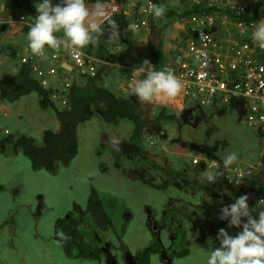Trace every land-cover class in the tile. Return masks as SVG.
<instances>
[{"label": "rangeland", "instance_id": "obj_1", "mask_svg": "<svg viewBox=\"0 0 264 264\" xmlns=\"http://www.w3.org/2000/svg\"><path fill=\"white\" fill-rule=\"evenodd\" d=\"M4 8L7 9L6 5ZM223 25L216 24L219 28H223ZM135 31L138 30L128 29L130 34H136ZM116 41L117 38L105 39L111 46L123 47L122 44H115ZM24 48V43L16 45L8 42L4 46V50L0 52V72L3 71L1 68H4L1 75L11 73L13 68L21 65ZM12 52L15 55H11ZM226 57L230 56L226 54ZM40 63L49 66L50 60L46 56ZM113 71L117 76V71ZM3 85H6L5 78L2 79V87L0 85V141L8 138L9 134H12L13 138L24 134L35 139L36 145L41 146L46 130L60 131V124L54 112L40 107L37 92L22 93V97L13 102L10 99L19 91L9 86L5 88ZM23 90L20 88V92ZM194 104L193 101H185L186 106ZM226 112L225 116L213 115L208 122L203 121L195 130L184 125V133L172 124L167 125L163 132L162 129L159 131L166 134L163 138L166 143L155 138L163 148L158 144L143 147L138 145L141 157L132 144L129 145V150L120 151L122 144L118 142L120 138H117L120 135V126L107 123L96 115L78 128L79 152L76 158L69 166H58L57 170L50 174L46 171H35L30 159L22 152L15 153L12 145L8 144L5 151L3 145H0V264H107L104 261L100 263L92 259H78L75 257L78 254L76 252L69 255L56 239L55 228L63 225L58 223L60 219L81 220L87 226L84 220L88 218L86 214L92 212L89 208L92 189L98 191L100 196L103 195L106 216L91 221V228L81 227L87 243L97 245L93 239L94 231L100 237H111L113 240L120 238L127 244L121 245L122 252H129L142 260L147 255V249L155 245L163 244L170 253L175 249L171 243L180 251L186 250L185 236L192 232L191 230L183 235V230L177 233L173 229L172 233L177 235L174 240H171V234L163 231L159 242L153 238L152 230L148 227V208L159 214L162 207L169 205V197L175 198L177 192L175 188L169 187L170 193L167 195L163 191L167 188L166 181L161 183L157 180L143 185V174L140 172L143 169L140 168L146 166L150 160L145 159L146 154L141 150L147 146L148 150L150 147H156L159 151L166 146L164 153L169 159L168 172L173 174L183 165L176 153L184 157L187 155V151L181 147L187 144L192 150V144H196L195 136L202 135L204 131H209L217 125L223 130V139L226 140L222 146L224 151H219L220 156L225 157L234 152L238 159L233 164L243 167L255 166L262 159L263 139L249 126L245 118L239 121V117L231 112V106L226 107ZM126 125H122L121 129L127 130L126 136L130 138L132 133L129 127L133 126ZM6 130H9L8 134ZM189 132L192 133L188 135ZM212 139L214 144L219 143L217 138L212 136ZM127 153L131 155V161H123ZM188 160L191 163L190 156L185 158V161ZM101 166L107 168L108 172H102ZM220 228L223 227H216L215 235ZM218 246L219 244L210 247L208 243L191 246L190 255L180 264H206L207 251ZM114 253L120 259L121 251ZM157 258L159 259L158 255ZM120 264L129 263L120 261ZM151 264H160V261L151 257Z\"/></svg>", "mask_w": 264, "mask_h": 264}, {"label": "clouds", "instance_id": "obj_2", "mask_svg": "<svg viewBox=\"0 0 264 264\" xmlns=\"http://www.w3.org/2000/svg\"><path fill=\"white\" fill-rule=\"evenodd\" d=\"M150 7L153 18L165 15V9L160 5L151 3ZM35 9L37 15L35 19H32L25 35V39L27 41V47L31 52L42 57V59L48 56V54L45 56L46 50L49 52L50 50L55 51L64 47L69 51H76L94 43L96 34L102 31V18L107 15L103 0H95L91 9L87 6V0H57L56 3H53V0H39V2L35 4ZM243 11L244 9L241 10V12ZM241 12H238L237 14L241 15ZM21 20L26 21L27 17L23 16L21 17ZM227 21V19L224 22L220 20L217 21V23L225 25ZM242 21L247 23L248 31L243 33L242 28L239 26L240 22H237L235 25L239 33L237 36L231 37L228 40L218 38L217 31L219 30V27L210 30L214 32L216 37L225 45V52L229 42L233 39L246 41H251V39H253L259 48L264 49V18L254 22H249L247 20ZM110 22L115 23L114 21ZM193 27L190 28L191 32ZM61 33L63 38H60L59 36ZM192 34L194 35V38L196 33L192 32ZM26 53L27 50L21 55V65L18 67V71L22 65H29L33 76L31 68L33 63H24L22 61L23 57L26 56ZM223 56L226 57V54H223ZM226 59L229 60V62L231 60L230 57H226ZM134 73H144L143 78L139 79L136 82L135 87L132 89V93L141 102H151L157 98L161 100L177 98L183 87L181 80L171 70L154 68L147 60H145ZM16 82L17 81L15 80L14 84H16ZM14 84L8 86L14 90L24 88V94L37 92L33 91L27 93L26 87L23 84L19 82L17 87H15ZM44 90L51 91L48 89ZM189 98L194 99L195 102L203 107H211L216 101H218L220 106L224 108V113L222 115L219 114L220 116L227 115V106H231V112L237 115V113L233 111L231 101H241L246 111L243 118L246 120L251 106V101L248 97L226 96L224 93L210 102H207L206 95L202 101L201 99L188 94L183 100H179V102L176 103V106H180L185 110V108H187L185 101ZM56 101L58 102V100ZM182 118L183 115H181V120H178L179 118H176L175 120L178 121L179 125L181 122L182 125H180V127L183 128L184 125L188 126L189 123L183 122ZM243 118L239 117V120H242ZM210 119L211 118H205L202 120L208 122ZM188 127L192 130L199 128L194 126ZM253 128L264 142V135L261 128L258 126ZM163 130L164 129H162V132ZM206 132L209 134L203 141H207L205 146H211L214 144L212 136L219 140V144L222 142L226 143V140L223 139V130L217 125H214L211 130ZM6 134H8V132ZM220 150L224 151V149ZM219 151L217 157L208 156L203 152L197 151L191 155V163H189L188 160V165L183 164L181 166V168H188V166H191L193 168L198 167L202 169V171H204V182H207L208 184L214 183L217 178L222 175L220 172L221 170H226L225 174L222 175L225 181L220 185L218 191L215 192L214 197L223 194L226 189H229L231 193L232 202L221 209V215L219 217L221 220L228 222H226L227 230H225V228H220L218 230L216 240L218 241L217 244H219V246L207 251L208 256L206 264H264V197L258 201L256 207L252 206L250 208L248 203L249 197L246 195L251 193L253 189H264V179L261 180L262 184L259 183V175L264 171V147L262 151V159H260L255 166L244 167L233 164V162L238 159L236 153H229L224 157L220 156ZM166 158L168 159V157ZM179 170L173 174L178 173ZM166 172H168V168L166 169ZM157 180L158 179H155L153 181ZM258 184H260V186ZM209 243H211V241H209ZM198 249L202 250L201 248Z\"/></svg>", "mask_w": 264, "mask_h": 264}, {"label": "crops", "instance_id": "obj_3", "mask_svg": "<svg viewBox=\"0 0 264 264\" xmlns=\"http://www.w3.org/2000/svg\"><path fill=\"white\" fill-rule=\"evenodd\" d=\"M149 1L151 0H103L104 4L117 3L124 7H129L132 13L129 21H131L132 19L146 20L147 26L139 29L138 31H135L136 34L128 33L127 28L123 31L121 29L119 32H115V30L120 29V27L119 24H116V21H114L113 19L112 21H114L115 23H111L109 21L102 25V31L98 33V36H96L97 40L95 41V43H91L85 46L90 47V54L94 55L96 58H101L100 56L102 55L107 56L105 59L102 58L103 60L98 58L101 61L98 70L99 75H101L102 77V85L105 88L113 91L119 97L128 98L129 100L133 101L143 112L144 120L150 122L148 128L146 129L147 134L144 137V144L140 145L142 147L144 145L148 146V144L156 145L157 141L155 140V138L157 137H155L153 134L160 129H164L167 125L172 124L166 122L163 119L155 122V119L166 109L163 105H176L179 100H183V98H185L186 96L182 97L183 90H181L180 95L177 98L171 100H161L157 98L151 102H141L132 93V89L128 87V79L132 75L133 71L140 67L145 60L149 61L150 64L160 62L162 63V65H166L172 63L174 57L177 54L184 52L187 48L188 42L193 38L194 35L192 34L190 28L195 24L193 19L196 18L194 16H184V18L180 16L182 12L186 13L187 11H191L194 9L193 0H160L164 3L162 4L163 8L165 9V15L158 18H153L151 13H142V9L147 6ZM194 1L198 3L200 0ZM38 2L39 0H0V52L4 50V46L9 42L10 44L16 45L24 43L25 50L23 53H25L28 48L25 35L32 22V19H35L37 15L35 4ZM56 2L57 0H53V3ZM94 2L95 0H88L87 6L91 9ZM225 2H235L238 3V6L244 4L243 0H225ZM4 5H6L7 7L6 10L4 8ZM23 16L27 17L26 21L21 20V17ZM221 27L223 28H219V30L217 31L218 38L228 40L231 37L237 36V34L239 33L236 29L234 19L228 20L227 23ZM59 36L60 38H63L62 33L59 34ZM107 38H117L115 44H122L123 47L115 45L111 46L107 44L105 42V39ZM51 51L52 50H50V52ZM11 55H15V53L12 52ZM18 67L13 68L11 73L2 75L1 73L4 71V68H1L3 71L0 72V80L5 78L7 86L13 84L16 79V72L18 71ZM113 70L117 71V76L114 75ZM68 79L73 80L74 82H79L80 84L87 83V80L85 78L69 76ZM18 85L19 82L17 81L15 87H17ZM182 89H184V86L182 87ZM17 90L20 91V88L16 89L15 91ZM6 99L8 100V98ZM187 100L195 102L194 99L189 98ZM237 102L239 101H231L233 110H235V105ZM178 108L180 110L183 109L180 106H178ZM183 111L184 113H187L188 120L192 123V126L198 127L200 126L199 124L202 123V119L211 118L215 114L222 115L224 113V108L220 106L218 101H216L211 107H203L199 105V103L195 102L194 105L187 106V108H185V110L183 109ZM149 112L152 113L151 116ZM184 113L182 115H184ZM170 114H173V111L170 112ZM174 116L176 119L175 113ZM178 120H181V115ZM126 124L131 123L122 121L119 124L114 125L116 127L120 126V135L117 137L120 138L118 142L122 144V149L120 151L129 150V145L132 144L134 145V149L136 150L138 156L141 157L138 144L131 143L130 138L126 136L127 130L121 129V126ZM172 125L176 129H179L183 132V128L180 127L178 121H174ZM154 127L156 129H154ZM129 128L130 133H132L133 127ZM7 132L9 133V130H6V133ZM191 133L192 132H189L187 134L190 135ZM208 134L209 133L204 131V134L195 136V143L197 147L205 145L207 141H203L208 137ZM122 135L124 137H122ZM147 146L144 150H141L146 154V156L162 154V149H159V151L161 152H159L156 147H150L151 149L148 150ZM181 148H183L187 152L191 150L187 144H184ZM176 154L182 155L179 153ZM125 157L127 158V161L132 160L129 153L125 154ZM263 179L264 171H262V173L259 175V183H261V180ZM246 195H248L249 197V207H256L258 201H260V199L264 197V189H253L251 193Z\"/></svg>", "mask_w": 264, "mask_h": 264}, {"label": "trees", "instance_id": "obj_4", "mask_svg": "<svg viewBox=\"0 0 264 264\" xmlns=\"http://www.w3.org/2000/svg\"><path fill=\"white\" fill-rule=\"evenodd\" d=\"M88 1V0H87ZM155 4L163 7V2L160 0H152ZM244 4L238 6L235 2H225V0H200L198 3L193 0L194 9L182 12L181 17L194 16L202 18L205 13L213 16L216 21L223 20L226 17L227 20L234 19L235 24L242 20L249 22L259 21L264 18V0H243ZM206 2V3H204ZM163 3V4H162ZM227 4L234 7V12L230 11V8H220V4ZM192 7V8H193ZM241 12V10H243ZM241 12V15L237 13ZM127 16L119 15L115 17L114 21L119 24L120 29H116L115 32H119L126 29V25L129 22ZM153 22V21H152ZM98 36V34H96ZM97 40V37L95 41ZM95 43V42H94ZM92 51V49H91ZM90 52V50H89ZM106 58V55L100 56ZM162 63L157 62L156 68L163 67ZM99 68V66H98ZM79 78H85L86 84H78L74 82V85L68 93L69 108L64 107L60 101H56L51 97L53 91L44 90L40 87L39 83L33 78L29 65H22L20 70L16 72V81H19L26 87V92L30 93L37 91L40 97V107L44 110L51 109L54 112L60 124V131L55 132L53 130H46L43 135V142L41 146L36 145V140L27 135H18L13 138L12 134H9L8 138H4L0 141V145H3L5 151L7 145H12L15 153L22 152L27 156L35 171H46L47 173H54L58 166H69L76 158L79 152L78 141V128L81 124L88 122L92 117L98 115L101 120L107 123L117 125L120 122H129L133 126V132L131 134V143L138 145L144 144V137L147 134L146 129L150 122L144 120L143 112L137 107V105L128 98L119 97L113 91L105 88L102 85V77L98 75L96 77L81 76ZM5 88H7L5 86ZM22 92H16L15 96L11 98V101H17L21 97ZM66 94V93H64ZM170 110H164L156 119H161L168 123L175 121L174 114H170ZM11 135V136H10ZM154 136H157L156 132ZM142 147V146H141ZM14 152V151H13ZM125 157L123 161H126ZM62 162V163H61ZM126 163V162H125ZM144 166L143 168H145ZM102 172H108L107 168L101 166ZM92 188H90L91 190ZM104 198L100 196L99 192L92 189L90 196V211L86 214L88 216L85 219L86 224H90L91 221H97L102 216H106L103 208ZM70 214V213H69ZM85 216V218H86ZM67 219H60L58 223L63 225H56L57 233L56 239L62 245L64 252L71 255L74 252L76 258H92L99 257V252H88L86 249V237L81 231V227L84 225L81 220L76 221L71 219L67 222ZM160 247L161 245H157Z\"/></svg>", "mask_w": 264, "mask_h": 264}, {"label": "built area", "instance_id": "obj_5", "mask_svg": "<svg viewBox=\"0 0 264 264\" xmlns=\"http://www.w3.org/2000/svg\"><path fill=\"white\" fill-rule=\"evenodd\" d=\"M151 3L154 2L149 1L142 9L143 14L151 13ZM104 5L107 15L102 18V25L112 21L117 15L132 16L129 7L117 3ZM224 7L226 4H220V8ZM227 7L231 8L228 5ZM233 10L234 7L231 8V12ZM193 21L195 24L192 32L196 33L195 37L188 42L184 52L174 57V63L166 64L160 70H171L181 80L184 86L182 97L189 94L203 101L206 95L207 102L220 97L222 93L226 96L248 97L251 101L247 115L248 124L251 127H260L264 135V49L259 48L253 39L251 41L233 39L225 52V45L210 30L217 27V21L213 16L205 13L202 18L196 17ZM221 21H226V17ZM145 26L146 20L132 19L126 28L139 30ZM239 26L243 33L248 31L245 21H241ZM46 54L50 60L49 66L42 65L40 63L42 57L33 54L29 48L22 61L33 63L31 66L33 76L39 85L53 91L51 97L69 108L68 93L74 83L68 77H96L101 61L89 53V47L76 51L61 47L51 52L46 50L45 56ZM223 54L230 56V62ZM151 65L156 68V63ZM134 72L135 70L128 79L130 89H133L136 82L144 76V73Z\"/></svg>", "mask_w": 264, "mask_h": 264}, {"label": "flooded vegetation", "instance_id": "obj_6", "mask_svg": "<svg viewBox=\"0 0 264 264\" xmlns=\"http://www.w3.org/2000/svg\"><path fill=\"white\" fill-rule=\"evenodd\" d=\"M0 85L2 87V80H0ZM1 90H4V88H1ZM233 111L241 118H243L246 114L241 101L236 103L235 110ZM182 121L189 123L188 126H192V123L188 122L186 112L183 115ZM180 125H182L181 122ZM159 131L160 130L156 131V137L159 138V141L166 142L163 140V138L166 137V134H161ZM170 143L173 144V142ZM157 144L163 148L160 143ZM223 144L225 143L222 142L220 144H212L211 146L202 145L201 147H197L196 144H192L191 151H194V149L197 150L198 148V152H203L208 156L217 157L218 151L223 149ZM164 149L166 150V147ZM164 149H162L163 155H147L145 157V159L150 160V162L146 164L145 168H140L143 169L140 171L141 174H143V177H139L143 178V185H146L155 179H158L161 183L166 181L168 183L167 188L163 191L168 195L170 193V188L173 187L177 192V196L175 198L169 197L168 201H170V203L167 204L171 205V207H168L169 205H167V207H162L159 214L153 213L152 210L148 208L149 214L147 224L152 230L151 233L153 238L159 242H161V234L163 231L171 234L170 238L171 240H174L177 239V235L172 233L173 229L177 233H179L180 230H183V235L186 231L191 230L192 232L185 236L186 250L180 251L175 247L174 243H171L174 245L173 248L175 249L170 253L168 248L163 244L160 247L155 245L147 249V255H145L142 260L140 257H134L129 252H122L121 245H127L123 242V239L119 238L118 240H113L111 237H102V235L100 237L98 233L94 231L93 239L97 245H92L86 242V249L88 252L97 251V249H99L97 251L99 252V257H81L79 259H92L100 263L104 261L107 264H120V261H123L124 263L127 262L129 264H143V262L144 264L147 262L148 264H151V257H154L155 260L160 261V264H180L190 255L189 248L191 246L196 247L208 243V245L212 247L218 243L216 235L214 234L216 227L220 226L227 230L226 221L219 218L221 215V209L232 202L229 189H226L223 194L214 197L215 192L218 191L220 185L225 181L222 175L225 174L226 170H221L220 172L222 175L219 176L212 184L204 182V171L198 167L193 168L188 166V168H181L176 174H169L166 172L169 160L166 158L167 154L164 153ZM191 151L187 153L185 157L183 155L180 156L179 160H182L183 164L188 165V161H185V158L197 152ZM139 182L141 183V180ZM172 202L173 204H171ZM87 226L88 228L92 227L91 224H87ZM104 228L106 230L105 225ZM209 241H211V243H209ZM114 251H121L122 255L120 259H118V256L115 255ZM157 255L159 256V259L157 258Z\"/></svg>", "mask_w": 264, "mask_h": 264}, {"label": "water", "instance_id": "obj_7", "mask_svg": "<svg viewBox=\"0 0 264 264\" xmlns=\"http://www.w3.org/2000/svg\"><path fill=\"white\" fill-rule=\"evenodd\" d=\"M164 106V108H166V109H168V110H170V111H173V113H175V115H176V118H179L180 117V115H182L183 114V109H179L178 108V106H176V105H174V104H165V105H163Z\"/></svg>", "mask_w": 264, "mask_h": 264}]
</instances>
